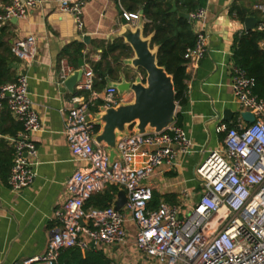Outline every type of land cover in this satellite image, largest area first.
<instances>
[{"label":"built area","instance_id":"obj_1","mask_svg":"<svg viewBox=\"0 0 264 264\" xmlns=\"http://www.w3.org/2000/svg\"><path fill=\"white\" fill-rule=\"evenodd\" d=\"M55 1L74 17L78 29L83 30L84 9L89 0ZM42 2L11 0L3 5L0 29L14 18H25L30 8ZM118 3L121 7L120 0ZM252 9L259 14L256 29L264 32V2L254 4ZM122 11L123 17L133 24L142 17L140 12L131 13L123 8ZM233 15L237 17L236 13ZM206 17L204 7L191 14L193 21H203ZM196 33V46L186 54L189 63L199 62L208 51V31L203 27ZM260 46L264 47V41ZM11 48L16 58L30 63L36 55V38L28 35L16 39ZM76 69L64 59L62 82ZM231 71L239 117L231 126L222 123L218 127L225 133L223 144L197 165L195 178L202 193L185 213L183 204L167 201H161L157 209H149L153 190L145 180L161 167H173L179 157L190 153L193 142L186 130L176 121L159 132L141 134L131 130L118 142L119 156L110 164L107 146L97 144L94 139L97 123L92 119L90 106L100 98L103 107L118 105L126 99L119 97L114 86L106 87L100 96L94 90L93 68L83 66L72 95L75 105L66 117L65 135L74 157L88 166L79 168L68 179V198L63 208L56 211L57 224L50 231L45 251L39 256L16 260L14 264H58L61 251L67 248L85 252L102 244L123 243L128 236L127 213L137 226L138 250L156 264H264V99L254 92L255 79L243 67L233 62ZM140 77L143 81L146 78ZM77 91H88L90 96L84 99ZM5 106L23 123V130L12 139L14 158L8 180L9 186L19 192L36 177L30 158L37 154L33 134L41 128L24 73L18 72L14 82L1 88L0 120ZM177 106L180 107L178 102ZM244 111L252 112L255 121L244 120L241 115ZM137 155L145 156L146 162L136 165ZM112 185L126 192L127 202L121 210L115 208V203L104 209H85L94 194ZM180 194L188 198L191 193L183 189Z\"/></svg>","mask_w":264,"mask_h":264},{"label":"crops","instance_id":"obj_2","mask_svg":"<svg viewBox=\"0 0 264 264\" xmlns=\"http://www.w3.org/2000/svg\"><path fill=\"white\" fill-rule=\"evenodd\" d=\"M10 1L0 0V8ZM255 1L207 0L204 7L206 19L194 21L196 32L205 27L209 33L208 51L199 62L188 63V102L177 110L182 114V127L193 146L190 153L179 157L173 167H161L145 180L153 195L159 197V202L181 203L185 213L202 193V187L195 178L197 165L223 144L225 133L218 127L222 123L233 125L239 117L240 106L233 94L231 65L234 62L235 37L245 31V26L230 10L234 3L252 9ZM255 16H258L257 12ZM141 20L144 22L140 17L131 24L136 26ZM84 21L83 30H79L74 17L63 11L55 0H43L39 6L30 8L25 18L12 19L5 26L11 45L14 40L28 35L36 38L33 61L26 63L17 58L14 69L28 78L30 98L40 116L41 128L33 134L37 147V154L30 158L36 173L34 182L17 192L0 174V264H14L16 260L39 256L45 251L50 231L57 224L56 211L63 208L68 198V179L79 168L88 166L87 162L74 157L65 135L66 117L75 104L73 93L61 80L62 62L64 59L69 61L63 51L71 42H83L84 66H91L102 58L100 44L104 42L106 46L119 39L123 26L130 22L123 17L118 0H89L84 9ZM85 36H89L88 42L84 41ZM125 60L127 58L121 61V77L125 75L128 79H135L138 74L132 75L135 70ZM114 82L109 79L107 85L97 91L100 96ZM119 95L126 99L121 102L133 97L129 92ZM101 107L98 112H91L93 120L101 112ZM226 109L232 110L234 116L224 121ZM13 118L18 120L15 116ZM3 127L12 129V119L7 115ZM0 137L5 138L8 146H13L12 139L16 136L7 134ZM0 148L6 149L3 145ZM146 160L145 156L137 155L135 164L141 165ZM183 189L191 193L188 198L180 194ZM168 196H174L175 200L169 201ZM117 199L118 194L114 203ZM125 228L128 232L125 242L112 246L102 244L93 249L103 250L116 264H156L153 258L138 250L137 226L128 213Z\"/></svg>","mask_w":264,"mask_h":264},{"label":"trees","instance_id":"obj_3","mask_svg":"<svg viewBox=\"0 0 264 264\" xmlns=\"http://www.w3.org/2000/svg\"><path fill=\"white\" fill-rule=\"evenodd\" d=\"M207 0H120L123 10L136 13L143 11V33L147 37L152 35V46L158 47V62L165 67L167 72L173 76L176 101L180 106H185L188 102V87L186 80L188 78L187 65L189 60L186 54L189 49L196 46L197 33L194 29V21L179 16V12L194 14L197 9L205 7ZM174 4L177 10L173 11ZM231 14L236 13L240 21L244 22L249 15H256L252 9L234 3L230 10ZM264 41V32L259 30L243 31L235 37L233 48L234 63L243 67L249 76L255 79L254 92L264 99V47L260 43ZM10 39L6 28L0 29V90L17 78V71L14 64L17 61L12 52ZM100 46L103 49L102 58L96 63H92V68L96 74L94 90L100 91L106 85L109 79L120 81L122 71V59L130 58L133 54L132 48L126 44L123 39L119 38L108 43L102 42ZM85 44L80 41H74L68 44L63 55L67 57L70 63L78 68L80 59L83 58ZM110 58V59H109ZM140 70L146 75L145 70ZM88 99L90 92L77 91ZM104 101L97 99L94 105L90 106L91 112H98L99 106ZM6 105V104H5ZM7 109V106H5ZM5 110V109H4ZM2 112L0 120V135L11 134L17 136L19 131L23 130V123L14 120L9 109ZM6 115L12 119V129H5L3 121ZM176 123L182 126V114L177 112ZM231 126V124H229ZM99 125H96L97 131ZM6 147L0 150V174L6 182L9 180L14 158V147L8 146L5 138L0 137V146ZM1 149V148H0ZM119 189L117 186H108L102 192L94 194L85 205V209L100 208L104 209L114 203ZM170 196H168L169 198ZM169 201H174L175 197L171 196ZM159 197L154 194L149 202V209L154 210L159 207ZM103 250L92 249L85 253L79 248H67L61 251L58 258V264H111Z\"/></svg>","mask_w":264,"mask_h":264},{"label":"water","instance_id":"obj_4","mask_svg":"<svg viewBox=\"0 0 264 264\" xmlns=\"http://www.w3.org/2000/svg\"><path fill=\"white\" fill-rule=\"evenodd\" d=\"M176 10L177 6L174 4L173 11ZM140 15L143 16V11H140ZM179 16L191 20L189 13L179 12ZM259 22L257 16H247L244 20L245 30H256ZM143 25V20L136 26L131 23L124 25L118 38L124 39L134 52V56L127 58L125 62L134 69L145 70V80L143 81L140 76L128 79L122 75L120 81L110 84L109 86L116 87L119 93L131 92L133 97L115 106H102L101 112L93 120L100 127L94 139L97 144L107 146L110 164L119 156L116 149L118 142L129 134L131 129L141 134L151 130L159 132L176 121L178 106L173 76L159 64L158 47L152 46V35L144 36ZM88 40L89 36H85L84 41ZM84 65V60L80 59L78 68L65 80L66 87L72 93L81 79ZM241 115L249 123L255 121V116L250 111L241 112ZM233 116L234 112L230 109L223 112L224 121L231 120ZM126 202V192L120 190L115 208L121 210Z\"/></svg>","mask_w":264,"mask_h":264},{"label":"rangeland","instance_id":"obj_5","mask_svg":"<svg viewBox=\"0 0 264 264\" xmlns=\"http://www.w3.org/2000/svg\"><path fill=\"white\" fill-rule=\"evenodd\" d=\"M262 1H264V0H256L255 2H254V4H256V3H258V2H262ZM253 4V5H254ZM258 14V13H257ZM259 15V14H258ZM132 56H134V52H133V54H132ZM135 71L134 72H132V75H137V76H140V75H143L144 77L146 76L140 69H134ZM191 175L192 176H194V174H193V172L191 173Z\"/></svg>","mask_w":264,"mask_h":264}]
</instances>
